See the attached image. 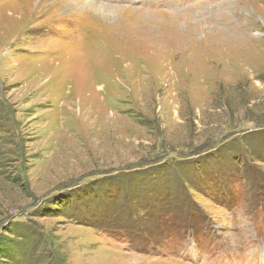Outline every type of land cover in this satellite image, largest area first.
I'll return each instance as SVG.
<instances>
[{"label": "rangeland", "instance_id": "rangeland-1", "mask_svg": "<svg viewBox=\"0 0 264 264\" xmlns=\"http://www.w3.org/2000/svg\"><path fill=\"white\" fill-rule=\"evenodd\" d=\"M0 264H264V0H0Z\"/></svg>", "mask_w": 264, "mask_h": 264}, {"label": "bare ground", "instance_id": "bare-ground-1", "mask_svg": "<svg viewBox=\"0 0 264 264\" xmlns=\"http://www.w3.org/2000/svg\"><path fill=\"white\" fill-rule=\"evenodd\" d=\"M247 40H248V38H247ZM86 88V87H85ZM84 88V89H85ZM80 99V98H79ZM81 101V100H80ZM73 102V101H72ZM75 103V102H74ZM70 104V103H69ZM73 104V103H72ZM69 106V105H68ZM97 106V105H96ZM73 107V106H72ZM65 108V107H64ZM71 109V108H70ZM91 111V110H90ZM99 112H100V110H99ZM78 114V113H77ZM87 114V113H86ZM88 119V118H87ZM73 131V130H72Z\"/></svg>", "mask_w": 264, "mask_h": 264}]
</instances>
